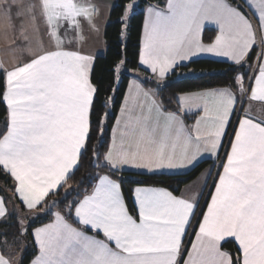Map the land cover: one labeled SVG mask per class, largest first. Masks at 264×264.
<instances>
[{"label": "snow or ice", "instance_id": "obj_1", "mask_svg": "<svg viewBox=\"0 0 264 264\" xmlns=\"http://www.w3.org/2000/svg\"><path fill=\"white\" fill-rule=\"evenodd\" d=\"M137 6L124 7V28ZM99 19L94 0H0V42L20 53L11 66L0 59V100L8 113L0 174L14 181L13 195L32 223L51 213L54 197L74 180L93 117L101 136L109 120L112 97L96 109L95 57L85 51L100 38ZM206 24L217 29L207 43ZM203 53L249 67L255 56L257 64L249 83L237 75L224 87L180 93L175 110L133 79L108 149H92L94 166L105 174L82 198L51 213L52 222L33 229L21 217L18 236L0 246V264H23L11 249L29 235L36 249L30 264H264V0H165L147 7L137 70L150 72L157 87ZM128 63L119 59L114 75ZM233 118L205 210L202 192L189 199L162 187H136L130 209L119 179L126 168L153 174L190 169L204 155L220 160ZM7 215L0 198V218ZM226 238L234 252L224 250Z\"/></svg>", "mask_w": 264, "mask_h": 264}, {"label": "trees", "instance_id": "obj_2", "mask_svg": "<svg viewBox=\"0 0 264 264\" xmlns=\"http://www.w3.org/2000/svg\"><path fill=\"white\" fill-rule=\"evenodd\" d=\"M114 1L115 4L111 10L109 22L105 26L103 33L106 52L95 58L92 76L93 82L99 87L96 109L99 110L101 104L109 97H112L106 109L110 113L109 120L101 136L95 126L96 117H93V132L88 145V151L80 159V167L78 172H76L74 180L70 181L69 186L60 190L59 195L54 197L57 201V206L51 209V213L60 211L78 198H82L85 190L91 191L92 186L96 182L94 178L97 174H105L106 170L101 171L99 167L94 166L96 161L93 157L92 149L99 148L101 154L108 149L111 143L112 128L115 125L116 117H118L120 106L123 103L126 89L129 81L132 79L133 73H137L141 77V81L146 88L158 94L157 99L162 100L168 110H175L177 108L174 98L180 93L224 87L230 85L239 74L245 77V83L247 84L249 82L248 77H251V67L248 64L238 66L211 59H199L189 63L185 67L177 69L175 74H172L160 87H157L156 82L151 79V75L148 72H144L143 69L137 70V61L141 48L145 9L148 5L152 4L162 7L165 0H140L137 10L128 20L127 28H124L123 24L119 21L124 7L132 0ZM121 33H124L125 36H121ZM215 35L216 31L207 29L204 32L203 40L207 43L214 39ZM119 59H127L129 63L125 66L126 70L122 69L120 74L114 75L113 65ZM254 62L255 56L250 61L251 66ZM183 73H187V76L179 78V75ZM4 83V76L0 74V90L3 89ZM110 89L112 91H109ZM236 94L239 97L238 91ZM7 115L6 104L0 100V126L3 128L6 125ZM186 122L190 125L193 123V118L189 116ZM234 123L235 118L229 128V133L235 128L236 124L234 125ZM212 165H214L212 161H203L185 175H143L123 172L119 179L122 183L126 202L130 209L134 210L133 193L136 187H162L172 190L176 195H181L183 189L188 184L196 180L203 171ZM13 187L14 181L12 178L0 174V196L5 199L9 208L7 218L0 221V246H2L4 239H7L8 243L11 244L18 236L21 216L26 215L29 217V213L13 195ZM66 192L70 194L66 196ZM13 204L17 206V211L15 212H13ZM51 213H40V219H37L34 223L30 220L29 224H32V228L34 229L52 221L54 215ZM223 248L234 252L236 245L228 241L223 244ZM11 251L15 256H20L23 264H30L36 252L31 235L26 239H22L19 245L14 246Z\"/></svg>", "mask_w": 264, "mask_h": 264}, {"label": "crops", "instance_id": "obj_3", "mask_svg": "<svg viewBox=\"0 0 264 264\" xmlns=\"http://www.w3.org/2000/svg\"><path fill=\"white\" fill-rule=\"evenodd\" d=\"M94 2L98 5V7L100 9L101 17H102V19H99L98 20V23L100 24V29H101V35H100V38L99 39H97L95 37L92 38V39H90L87 42V44L85 45V51L90 52L96 58L97 56L102 55V54H104L106 52V45H105V42H104L103 33H104L105 26L109 22L110 13H111V10H112V8H113V6L115 4V1L114 0L113 1L112 0H94ZM152 5H157V4H152ZM147 7H146V9H147ZM146 9H145V15H146ZM207 29H211V30H214V31L217 32V29H216V26L215 25L206 24L205 25V29H204V31L202 33V37L204 35V32ZM258 39H259V37H258ZM19 56H20V53L19 52H17V53L7 52L5 50V45L3 44V42H0V59L4 60L6 64H8L9 66H11L13 63L16 62L15 61V58H18ZM199 59H211V60L221 61V62H225V63L231 64V65H235L233 62L227 61L226 58H224V57H216V56H214L212 54H208V53H203V54L198 55L197 57H194L193 58V61L199 60ZM188 64L189 63H187L186 65H188ZM255 65H256V62H254V64L251 66V70L255 71ZM148 73L151 75L150 72H148ZM186 74L187 73L180 74L179 75V78L184 77V76H187ZM132 75H133L132 76V79L129 81L128 85L132 82L133 79H136L137 82L141 83L142 87L145 90L152 91V90L146 88L143 85V83L141 81V77L137 73H133ZM171 75H169L168 77H170ZM168 77H167V79H168ZM127 89H128V86H127ZM127 89H126V93H127ZM152 92H154V91H152ZM237 97H238V95H237ZM248 103L249 102L246 99V102L244 104V108H247L248 107ZM252 103L255 105L258 102H252ZM237 108H238V104H237ZM119 115H120V111H119L118 116ZM7 119H8V115H7ZM6 123H7V120H6ZM5 127H6V125H5ZM4 128L0 126V132H2ZM228 133H229V129H228ZM229 137H231L230 136V133H229L228 137H226L225 140L223 141V147L221 148L220 153H219L220 159L222 158V161L225 159V152L229 148V145L226 146V142H227V140H228ZM203 161H212V162H214V165H212L211 167H209L208 169H206L205 171H203L198 176V178L196 180H194L193 182H191L190 184H188L183 189L181 195H183L186 198L191 199L194 195L202 192V196L200 197V204H201V209L202 210H205L206 209V202L210 200V193L212 191H214L213 185H214L215 180L217 179V172L222 171V168L219 167V165H220V163L222 161L216 160L215 157H210L208 155H204V156H202L201 158L198 159V161L196 162V164H195L194 167H196L199 163H201ZM194 167H192L190 169L189 168L174 169V170H167L166 169V170H162L159 173H153V174L143 173L142 170H136V169H131V168H126L124 170V172H126V173L143 174V175H161V174H166V175H185V174L189 173L190 171H192V169ZM209 171H211V175L210 176L207 175V173ZM205 181L207 183V187L204 186L205 185ZM140 187H146V186H140ZM0 198H3V197L0 196ZM133 200H134V193H133ZM4 201H5V199H4ZM5 205H6V208L8 210V213H9V208H8V206L6 204V201H5ZM28 215H29V217H27L26 215H22L21 216V217H24L25 218L24 219V222H25L26 225L29 224V221L30 220H32L31 219V214L29 213ZM7 216L5 218H0V221L5 220L7 218ZM53 220H54V218H53ZM52 221H50V222H52ZM50 222H48V223H50ZM40 226H42V225H40ZM89 234H92V233L90 232ZM190 239L194 241L195 240V237L194 236H191ZM228 241H231V238H226V242H228ZM224 243L225 242H222V244H224ZM188 246L190 247V245H188ZM224 250H226V249H224ZM16 258L18 260H20V256L19 255H16Z\"/></svg>", "mask_w": 264, "mask_h": 264}, {"label": "rangeland", "instance_id": "obj_4", "mask_svg": "<svg viewBox=\"0 0 264 264\" xmlns=\"http://www.w3.org/2000/svg\"><path fill=\"white\" fill-rule=\"evenodd\" d=\"M112 1H113V0H112ZM139 1H140V0H132L130 3L135 2V4L138 5V4H139ZM137 7H138V6H137ZM137 7H135V8L130 12L129 17H131L132 14L137 10ZM124 36H125V34H124ZM255 62H256V64H257L256 59H255ZM255 66H256V65H255ZM253 73H254V71L251 70V76L253 75ZM248 83H249V82H248ZM245 101H246V99L243 100V107H244ZM240 107H241V105L238 104V109H239ZM234 125H235V123H234ZM235 127H236V126H235ZM232 132H233V130L230 132V136H232V135H231ZM230 138H231V137H229L228 140H229ZM228 140H227V142H226V146L228 145ZM220 161H222V158L220 159Z\"/></svg>", "mask_w": 264, "mask_h": 264}, {"label": "built area", "instance_id": "obj_5", "mask_svg": "<svg viewBox=\"0 0 264 264\" xmlns=\"http://www.w3.org/2000/svg\"><path fill=\"white\" fill-rule=\"evenodd\" d=\"M239 75H242V74H239ZM243 76V75H242Z\"/></svg>", "mask_w": 264, "mask_h": 264}, {"label": "bare ground", "instance_id": "obj_6", "mask_svg": "<svg viewBox=\"0 0 264 264\" xmlns=\"http://www.w3.org/2000/svg\"><path fill=\"white\" fill-rule=\"evenodd\" d=\"M246 102V101H245Z\"/></svg>", "mask_w": 264, "mask_h": 264}]
</instances>
